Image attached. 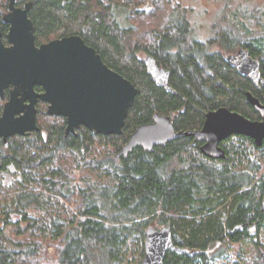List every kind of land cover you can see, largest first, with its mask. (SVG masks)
I'll return each instance as SVG.
<instances>
[{
  "label": "trees",
  "instance_id": "trees-1",
  "mask_svg": "<svg viewBox=\"0 0 264 264\" xmlns=\"http://www.w3.org/2000/svg\"><path fill=\"white\" fill-rule=\"evenodd\" d=\"M29 2L38 46L80 36L138 95L121 136L85 128L66 136V120L49 116L39 103L38 124L48 120L39 125L41 133L8 149L0 141V171L13 163L24 173L22 182L0 183V195L7 198L0 202V222L27 224L10 239L0 228V264H140L150 228L172 231L164 264H216L222 245L261 246L264 145L232 136L221 144L227 156L221 161L202 155L201 144L191 138L154 153L138 147L119 161L115 155L156 114L170 117L177 131L200 130L206 115L220 108L261 120L246 95L264 101V85L240 75L224 53L249 51L264 79V0L237 6L225 0L203 40L184 0H18L17 6ZM8 4L0 0L4 34ZM141 52L170 72L177 94L154 83ZM78 170L86 178L75 182L71 175ZM7 189L13 191L9 197ZM11 214L21 220L11 222ZM239 226L244 230L236 231ZM56 244L51 257L48 249Z\"/></svg>",
  "mask_w": 264,
  "mask_h": 264
},
{
  "label": "water",
  "instance_id": "water-1",
  "mask_svg": "<svg viewBox=\"0 0 264 264\" xmlns=\"http://www.w3.org/2000/svg\"><path fill=\"white\" fill-rule=\"evenodd\" d=\"M17 2L9 0L7 13L1 19V24L9 27L6 34L0 25V98L4 99L6 90L13 88L0 117V137L4 139L5 146L9 137L39 130V101L48 104L49 116L66 119V135L76 134L85 128L96 135L121 136L138 95L136 86L110 69L98 51L80 36L38 46L35 26L29 16L33 3L19 7ZM149 9V5L144 8ZM226 62L256 87L264 85L260 63L249 51L240 49L229 54ZM143 63L159 88L169 94H177L169 83L168 70L160 67L150 55L143 59ZM36 87L42 88L43 92L37 93ZM246 97L261 120L253 121L227 108H220L206 115L200 130L177 131L170 117L156 114L152 123L135 130L115 159H127L138 147L154 153L157 148L167 147L184 138L202 144V155L212 160L226 158L221 144L232 136L250 138L261 147L264 144V102L250 92ZM235 230L243 231L244 227L239 226ZM172 248L170 228H150L146 233L141 264H164L165 256ZM256 264H264L263 250Z\"/></svg>",
  "mask_w": 264,
  "mask_h": 264
},
{
  "label": "rangeland",
  "instance_id": "rangeland-1",
  "mask_svg": "<svg viewBox=\"0 0 264 264\" xmlns=\"http://www.w3.org/2000/svg\"><path fill=\"white\" fill-rule=\"evenodd\" d=\"M243 0H234L235 6L240 4V2ZM185 4L189 7H192V21L195 25H197L198 28V35L197 37L200 40L206 39L208 36H210V30L212 27V24L217 18V15L219 12L225 7V0H184ZM121 23H125V18L123 16H120ZM154 24V23H153ZM153 27H150V29ZM7 42V40L5 39ZM235 53V52H234ZM233 53V54H234ZM225 56H228L229 53H224ZM146 56H148L145 52H141L140 57L142 59H145ZM47 110V107H46ZM48 120L45 118L39 119V125H45ZM262 148V147H261ZM85 171V170H84ZM83 170L75 171L71 177L75 180V182H79L80 180H83L86 178V173ZM35 190V188H33ZM32 190V189H30ZM13 194V191L11 189H7V197L11 196ZM6 197V196H3ZM3 199L0 195V202L3 201ZM262 204V200H261ZM34 214V213H33ZM27 224H21L18 226H22L23 229L26 227ZM3 229V235L5 237L13 238V234L18 230L19 227L17 226H7V224H3L0 222V228ZM4 227V228H3ZM260 243L261 246H255L252 241H246L244 243L235 244L232 247H229L228 245H222V256L216 261V264H256L260 257L261 250H264V230H262L261 236H260ZM59 244H56V246L48 249V254L51 255V257H55V254L57 252ZM143 260V259H142ZM142 262V261H141ZM141 264V263H140Z\"/></svg>",
  "mask_w": 264,
  "mask_h": 264
},
{
  "label": "flooded vegetation",
  "instance_id": "flooded-vegetation-1",
  "mask_svg": "<svg viewBox=\"0 0 264 264\" xmlns=\"http://www.w3.org/2000/svg\"><path fill=\"white\" fill-rule=\"evenodd\" d=\"M5 43L7 44L6 41H5ZM12 89L13 88L10 87L9 89L6 90V92H5V98L4 99L0 98L1 100L4 101L3 107H2V111L0 113V117L3 115L4 106L8 102L9 98H10V93H11V90ZM35 90H36L37 93H42L43 92V89L42 88H39V87H36ZM39 103H41V102L39 101L38 104H37V111H38V105H39ZM44 104H46V103H44ZM46 107L48 108V104H46ZM37 123H38V114H37ZM38 127H39V124H38ZM41 132L42 131H41L40 127H39V130L38 131L27 132V133H25V135H15L13 137H9L7 139V141H8V145L7 146H5V143H4V139L3 138L0 137V141H1V144H2L3 148L4 149H8L9 146H10V143L15 142V144H16V142H19V140L20 141L23 140V138H33L34 136L38 135ZM65 133H66V131H65ZM69 135H76V134H69ZM69 135H66V136H69ZM201 146H202V144H201ZM23 178H24V173H23L22 169L17 168V166H15L13 163H11V165H8L5 169H2L0 171V183H2L3 185H8V184L9 185H13L15 183L22 182L23 181ZM262 203H263V200H262ZM18 216L19 215L11 214V220L10 221L11 222L12 221H16V220L17 221H20L21 218H18Z\"/></svg>",
  "mask_w": 264,
  "mask_h": 264
},
{
  "label": "bare ground",
  "instance_id": "bare-ground-1",
  "mask_svg": "<svg viewBox=\"0 0 264 264\" xmlns=\"http://www.w3.org/2000/svg\"><path fill=\"white\" fill-rule=\"evenodd\" d=\"M250 93H251V92H250ZM256 98H257V97H256ZM258 99H259V98H258ZM259 100H260V99H259ZM260 101H261V100H260ZM261 102H264V101H261ZM254 110H255V109H254ZM255 111H256V110H255ZM224 142H225V141H224ZM253 142H254V141H253ZM254 143H255V142H254ZM255 146H256L257 148H261L263 145H262L261 147H258V146L255 144ZM225 152H226V151H225ZM226 157H227V156H226ZM206 158H207V157H206ZM208 159H209V158H208ZM225 159H226V158H225ZM225 159H224V160H225ZM211 160H212V159H211ZM215 161H221V160H215ZM263 203H264V197H263ZM263 203H262V210L264 211ZM250 230H252V229H250ZM253 230H254V229H253Z\"/></svg>",
  "mask_w": 264,
  "mask_h": 264
}]
</instances>
